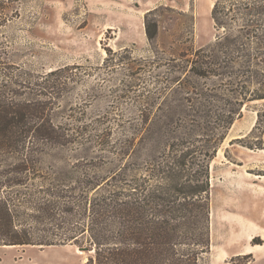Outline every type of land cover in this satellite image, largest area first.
<instances>
[{"label": "rangeland", "instance_id": "374dc122", "mask_svg": "<svg viewBox=\"0 0 264 264\" xmlns=\"http://www.w3.org/2000/svg\"><path fill=\"white\" fill-rule=\"evenodd\" d=\"M216 1L0 0V82L3 71L23 75L29 96L33 83L61 81L55 118L88 126L84 137L70 131L82 141L64 151L97 163L108 183L155 184L181 154L196 162L186 175L199 176L224 135L209 163L211 246L200 264H264V98L252 99L264 93L261 56L252 64L202 50L218 36L254 53L260 41L239 37L236 10L216 27ZM146 20L158 23L154 40ZM44 248L0 245V264H85L91 255L74 244Z\"/></svg>", "mask_w": 264, "mask_h": 264}, {"label": "trees", "instance_id": "16d2710c", "mask_svg": "<svg viewBox=\"0 0 264 264\" xmlns=\"http://www.w3.org/2000/svg\"><path fill=\"white\" fill-rule=\"evenodd\" d=\"M236 1H216V27L230 26L238 19L236 10L242 21L233 27L239 37L258 39L259 51L229 36H218L202 50L217 48L211 50L215 58L235 55L252 64L260 54L264 67V0ZM146 32L154 40L158 23L146 20ZM1 74L6 79L0 82V245L74 244L91 253L85 264H200L211 246L209 163L224 135L212 145L199 176L186 175L196 162L181 154L162 168L155 184L108 183L97 163L86 162L88 157L72 161L64 151L82 141L70 131L84 137L88 126L70 128L55 118L63 83H33L28 96L23 75Z\"/></svg>", "mask_w": 264, "mask_h": 264}, {"label": "crops", "instance_id": "0c3cea01", "mask_svg": "<svg viewBox=\"0 0 264 264\" xmlns=\"http://www.w3.org/2000/svg\"><path fill=\"white\" fill-rule=\"evenodd\" d=\"M17 247H19V248H20V247H24V246H17ZM42 249H45V248H42ZM42 249H41V250H42ZM30 264H37V263H35V262H32V263H30Z\"/></svg>", "mask_w": 264, "mask_h": 264}, {"label": "bare ground", "instance_id": "6f19581e", "mask_svg": "<svg viewBox=\"0 0 264 264\" xmlns=\"http://www.w3.org/2000/svg\"><path fill=\"white\" fill-rule=\"evenodd\" d=\"M217 225V224H216Z\"/></svg>", "mask_w": 264, "mask_h": 264}]
</instances>
